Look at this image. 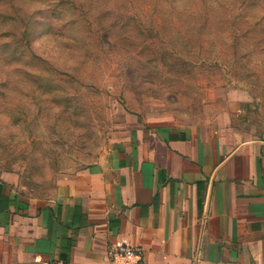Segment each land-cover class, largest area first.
I'll list each match as a JSON object with an SVG mask.
<instances>
[{"label":"rangeland","instance_id":"obj_1","mask_svg":"<svg viewBox=\"0 0 264 264\" xmlns=\"http://www.w3.org/2000/svg\"><path fill=\"white\" fill-rule=\"evenodd\" d=\"M264 141V0H0V180L48 198L137 129Z\"/></svg>","mask_w":264,"mask_h":264},{"label":"crops","instance_id":"obj_2","mask_svg":"<svg viewBox=\"0 0 264 264\" xmlns=\"http://www.w3.org/2000/svg\"><path fill=\"white\" fill-rule=\"evenodd\" d=\"M3 192L0 264H108L121 245L147 264H264V141L234 129L140 128L51 197Z\"/></svg>","mask_w":264,"mask_h":264},{"label":"built area","instance_id":"obj_3","mask_svg":"<svg viewBox=\"0 0 264 264\" xmlns=\"http://www.w3.org/2000/svg\"><path fill=\"white\" fill-rule=\"evenodd\" d=\"M108 264H147L144 255L133 246L121 245L110 251Z\"/></svg>","mask_w":264,"mask_h":264},{"label":"trees","instance_id":"obj_4","mask_svg":"<svg viewBox=\"0 0 264 264\" xmlns=\"http://www.w3.org/2000/svg\"><path fill=\"white\" fill-rule=\"evenodd\" d=\"M11 204L15 205V203L11 202L10 199L4 195L3 182L0 180V212L8 209Z\"/></svg>","mask_w":264,"mask_h":264}]
</instances>
